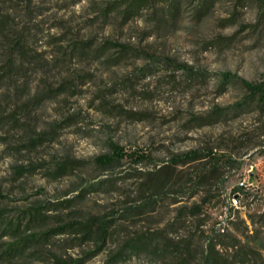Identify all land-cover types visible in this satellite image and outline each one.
<instances>
[{
    "label": "rangeland",
    "instance_id": "obj_1",
    "mask_svg": "<svg viewBox=\"0 0 264 264\" xmlns=\"http://www.w3.org/2000/svg\"><path fill=\"white\" fill-rule=\"evenodd\" d=\"M135 2L0 0L6 37L0 61L14 40L24 52L16 55L11 85L3 86L5 114L16 121L0 128V208L17 219L34 203L58 204L79 188L83 199L53 208L47 227L62 224L56 220L71 218L74 209L112 212L135 196L133 168L151 169L190 148L212 149L225 156L203 227L238 234L264 258V112L197 125L244 94L237 80L222 85L223 73L264 79V0H148L138 8ZM109 142L150 159L133 165L127 158L119 171L102 172L93 158ZM226 157L231 160L223 162ZM63 162L73 166L54 176ZM176 206L160 203L157 214L121 226L102 245L64 233L20 255H0V264H50L54 257L111 264L110 254L127 236L160 228ZM35 225L27 233L39 230ZM183 236L182 229L170 233L172 242ZM166 263L141 253L119 264Z\"/></svg>",
    "mask_w": 264,
    "mask_h": 264
},
{
    "label": "trees",
    "instance_id": "obj_2",
    "mask_svg": "<svg viewBox=\"0 0 264 264\" xmlns=\"http://www.w3.org/2000/svg\"><path fill=\"white\" fill-rule=\"evenodd\" d=\"M148 0H137L135 7H141ZM3 22L0 21V38L6 39L2 34ZM21 41L14 40L5 51V59L0 61V128L6 123H15L16 118L11 114H5L3 105L4 89L6 84L11 85L12 76L17 71L16 55L24 54ZM17 56V57H18ZM221 84H227L237 80L244 94L239 101L229 107H217L205 118H200L197 125L209 124L218 121L230 113L256 111L264 112V79L250 81L231 73H223ZM253 107V108H251ZM213 153L212 149L190 148L185 151L170 154L169 158L151 169H134V174L129 178L134 179L135 196L132 200L120 201L118 210L112 212H87L82 213L80 209L71 210V218H59L56 221H63L56 227H47L48 217H51V210L60 209L57 205L64 207L77 206L81 201L84 192L79 188L76 195L62 200L58 204H46L36 202L23 216L17 219L8 216L3 208H0V255L4 258L20 255L26 249L35 248L48 243L54 236L69 233L81 240H92L102 245L108 241L123 225L135 223L136 218L152 217L159 212L158 205L167 201L169 204H177L174 214L158 229H145L127 236L119 247L110 254L111 264H119L126 258L141 253L152 258L167 260L166 264H264V258L258 250L251 247L247 241H242L238 234L229 237L227 234L216 230H209L203 227L204 206L218 198L213 188L214 180L219 175L222 167L221 160ZM150 155L143 152L124 150L117 143L109 142L108 150L93 158L94 165L100 171L114 172L122 169L124 159H130L133 165L149 160ZM225 161L231 158H224ZM73 162H63L56 166L54 176H61L66 173ZM189 166L184 174H176L182 171V167ZM104 184L103 180L89 185L95 189ZM237 190H234V193ZM66 195V194H65ZM198 196L199 200L195 197ZM70 203V204H69ZM31 223L39 230L27 233ZM178 229L184 230V236L177 242H172L170 233ZM206 233V234H205ZM7 236L10 240L2 241ZM200 242L197 249L192 241ZM50 264H74L60 257H54Z\"/></svg>",
    "mask_w": 264,
    "mask_h": 264
}]
</instances>
